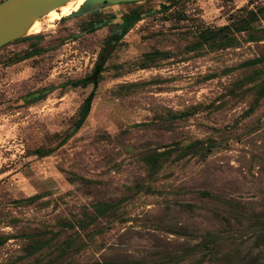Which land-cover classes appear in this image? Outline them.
I'll return each instance as SVG.
<instances>
[{
	"label": "rangeland",
	"instance_id": "1",
	"mask_svg": "<svg viewBox=\"0 0 264 264\" xmlns=\"http://www.w3.org/2000/svg\"><path fill=\"white\" fill-rule=\"evenodd\" d=\"M166 1L42 17L43 30L0 47V264H264V97L246 113L264 62L237 67L264 57V17L251 23L254 39L229 26L264 0H178L157 12ZM134 8L142 18L59 145L92 87L73 82ZM202 27H224L236 43L194 48ZM154 50L163 55L144 58ZM195 140L203 148L179 158ZM162 150L150 175L143 158ZM119 199L82 227L97 202ZM35 240L46 245L30 253Z\"/></svg>",
	"mask_w": 264,
	"mask_h": 264
},
{
	"label": "trees",
	"instance_id": "2",
	"mask_svg": "<svg viewBox=\"0 0 264 264\" xmlns=\"http://www.w3.org/2000/svg\"><path fill=\"white\" fill-rule=\"evenodd\" d=\"M1 1V0H0ZM178 0H167L165 3L160 5V8L157 12H161L164 10L169 9L174 3ZM122 3H135V2H122ZM108 5V3H103L102 5L99 6H104ZM259 14H261L264 17V6L258 7L256 10H247L246 14L242 16L240 19H237L231 24H229L231 31H250L248 33V38L254 39L257 38L258 36H255L252 30H254L252 26V21L257 20L259 18ZM142 18V12L138 10V8H134L130 10L123 18V23L118 25L111 33L109 36L108 40L104 43L102 46L100 52L98 53L97 59L94 63V66L89 74L84 76L83 78H80L78 80H75L73 82V85H81V86H87L91 85V90L89 93L84 97L83 101L81 102V105L78 110V115L75 118L71 131L66 133L64 136H62L61 140L59 141V145L63 144L65 141H67L74 133H76L79 128L82 126L84 123L86 117L88 116V113L90 111L91 107V102L94 98L95 91L97 89L98 83L100 82L102 78V72L104 69L105 62L109 58L115 43L128 31V29L138 20ZM104 22H98L96 24H90L88 30L93 31L101 26H103ZM223 28L219 29H211L208 27H202L200 28V31L198 33V41L193 44L194 48H199L204 44H208L212 47H226V46H231L236 43L235 37L228 35V31L223 32ZM31 37V36H27ZM114 40L113 43H110ZM163 53L154 50V51H148L143 54L145 59H154L156 57L162 56ZM264 62V57H255L251 59H247L240 64H238L237 67H251L255 66L259 63ZM231 69V68H230ZM227 69V70H230ZM261 97H264V80L262 83L259 85L258 90L256 91L255 94V99L254 103L252 104L251 107H249L246 110V113H250L252 109L254 108V105L256 104L257 101ZM185 113H181L178 116L183 117ZM135 126H141L145 125L144 123H136L134 124ZM203 140H195L185 147L182 148L181 152L178 157H182L184 153H186L188 150L193 149V151L197 152L199 149L203 148ZM210 145L206 147V150L209 151ZM50 152V150H37V154L39 156L46 155ZM169 152L167 150H162V151H155L153 153L146 154L143 158L147 169L149 171L150 175H155L157 171L159 170L162 161L167 157ZM123 202V199H119L116 202H109V201H103V202H97L94 205L93 209V214L90 216H87L82 222V227H87L91 223H93L97 218L101 216L108 215L109 213L113 212L117 206H119ZM205 244L204 247L207 249L209 255L214 254V249H213V244H216V239L213 237L209 240H204ZM212 243V244H211ZM201 244V242H200ZM46 245V241L42 240H35L34 244L30 245V253L37 252L41 250L44 246ZM199 245V244H196ZM212 245V246H211Z\"/></svg>",
	"mask_w": 264,
	"mask_h": 264
},
{
	"label": "water",
	"instance_id": "3",
	"mask_svg": "<svg viewBox=\"0 0 264 264\" xmlns=\"http://www.w3.org/2000/svg\"><path fill=\"white\" fill-rule=\"evenodd\" d=\"M70 0H1L0 1V47L23 37L28 27L41 20L48 12L59 8ZM144 0H84L78 8L68 15L74 16L88 12L103 3L118 4L122 2H139Z\"/></svg>",
	"mask_w": 264,
	"mask_h": 264
},
{
	"label": "bare ground",
	"instance_id": "4",
	"mask_svg": "<svg viewBox=\"0 0 264 264\" xmlns=\"http://www.w3.org/2000/svg\"><path fill=\"white\" fill-rule=\"evenodd\" d=\"M84 0H70L66 2L64 5H61L57 9H53L50 12H48L44 19L46 22L50 23L59 19L63 15H68L72 10H75L78 8V6L83 2ZM43 21L41 20H35L27 29V34H33L37 33L42 29ZM43 30V29H42ZM30 36V35H29Z\"/></svg>",
	"mask_w": 264,
	"mask_h": 264
}]
</instances>
